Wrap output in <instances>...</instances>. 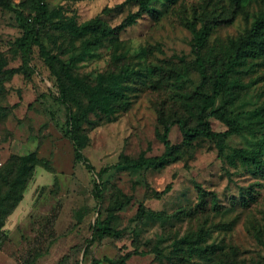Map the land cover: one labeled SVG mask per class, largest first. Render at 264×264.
<instances>
[{"label":"rangeland","instance_id":"1","mask_svg":"<svg viewBox=\"0 0 264 264\" xmlns=\"http://www.w3.org/2000/svg\"><path fill=\"white\" fill-rule=\"evenodd\" d=\"M37 1L0 0V190L17 179L22 157L36 158L22 198L2 216L0 264H112L125 255L128 264H264V169L234 153L264 158V112L251 113L264 105V59L238 65L230 74L238 84L216 102L240 130L222 154L208 139L187 144L175 124L169 138L183 156L164 167L134 166L164 152L161 115L195 123L196 98L188 96L201 83L197 54L224 68L264 0H147L153 13L109 36L75 26L98 19L114 27L139 0H44L34 25L46 49L33 45L24 63L20 16L33 18ZM205 25L213 29L199 46L195 32ZM54 60L91 84L128 73L114 112L92 113L82 125V152L95 171L75 160L65 136L74 106L60 99ZM210 124L228 128L217 117ZM101 168L108 171L99 176ZM106 220L120 235L90 241Z\"/></svg>","mask_w":264,"mask_h":264},{"label":"trees","instance_id":"2","mask_svg":"<svg viewBox=\"0 0 264 264\" xmlns=\"http://www.w3.org/2000/svg\"><path fill=\"white\" fill-rule=\"evenodd\" d=\"M7 7H11L8 0H1ZM235 5L239 6L243 0H231ZM46 11L44 0L37 1L36 15L33 18L21 17L20 26L23 29V35L19 38V47L22 52L24 63L28 62L33 45L40 46L41 50L46 47L41 41L36 31L35 22H39ZM145 13H153L152 8L148 5L147 0H139V9L136 12L128 13L123 20L114 27H110L98 19L88 21L80 26H75L77 31L86 32L92 27H98L105 36L112 34H120L127 28L135 25ZM213 26L205 25L201 31H196L198 45L203 46L206 38L211 34ZM264 59V12L259 15L253 22L249 30L240 36L233 44L232 53L230 54L224 68H215L214 62H207L200 53L197 54V65L201 75V83L196 91L189 97L196 98L197 112L195 113V123L191 124L190 118H166L160 116V123L163 126V131L160 138L164 143L165 150L162 154L144 157L141 156L134 160V166L143 167H164L171 161H176L183 156V150L178 149V145L171 143L169 134L175 124H179L184 136V141L191 145L200 138L213 141L219 153L222 154L226 149L227 138L239 130V126L234 123V116L228 110L222 108L216 109L215 105L218 98L224 95H229L232 89L238 84L235 80L230 79V74L237 69L240 64L246 63L249 60ZM210 63L212 70L209 71L207 64ZM50 67L59 85L60 99L64 103H72L74 111L69 114L68 127L65 131V136L71 139L75 148V160L83 161L91 171H95L94 166L88 157L83 155V142L80 136L82 125L88 120L92 113H107L114 112L112 106V98L116 99L119 95L118 88L128 77V73L122 70L118 73H107L101 75L94 84L88 83L80 76L74 74L65 63H60L57 66V61L51 62ZM260 112L263 114L264 105L259 106L251 111V113ZM217 117L224 122L228 128L223 131H216L211 127L210 118ZM264 127V118L260 121ZM234 153L243 162L255 165L260 169H264V158L257 154H252L245 149L235 148ZM36 158L22 157L17 179L12 181L8 188L0 190V226L2 224V216L5 212H9L22 198V193L25 187L26 180L31 172V162ZM108 168H101L98 175L101 176ZM169 187V186H168ZM199 191V197L202 208L207 205V192L202 185L196 186ZM161 195V194H159ZM142 212V205L139 207ZM119 230L110 225L108 220L99 221L93 232V239H104L106 237L119 236ZM129 255L120 257L118 260H113L112 264H128L126 260Z\"/></svg>","mask_w":264,"mask_h":264}]
</instances>
